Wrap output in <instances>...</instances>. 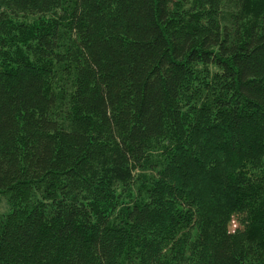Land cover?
Masks as SVG:
<instances>
[{"label":"trees","instance_id":"obj_1","mask_svg":"<svg viewBox=\"0 0 264 264\" xmlns=\"http://www.w3.org/2000/svg\"><path fill=\"white\" fill-rule=\"evenodd\" d=\"M0 264H264V0H0Z\"/></svg>","mask_w":264,"mask_h":264},{"label":"rangeland","instance_id":"obj_2","mask_svg":"<svg viewBox=\"0 0 264 264\" xmlns=\"http://www.w3.org/2000/svg\"><path fill=\"white\" fill-rule=\"evenodd\" d=\"M0 210H5V207H3V208H0Z\"/></svg>","mask_w":264,"mask_h":264}]
</instances>
